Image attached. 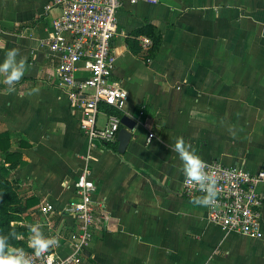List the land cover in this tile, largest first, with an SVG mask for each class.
Returning a JSON list of instances; mask_svg holds the SVG:
<instances>
[{
    "label": "crops",
    "instance_id": "0c3cea01",
    "mask_svg": "<svg viewBox=\"0 0 264 264\" xmlns=\"http://www.w3.org/2000/svg\"><path fill=\"white\" fill-rule=\"evenodd\" d=\"M47 2L0 0V59L17 47L29 65L14 91L0 83V133H10V149L21 154L10 172L29 200L21 207L26 225L40 223L58 238L52 250L69 254L73 180L86 165L98 222L83 264H264V203L260 239L210 223L207 206L183 193L173 150L183 137L204 160L264 170V0L121 1L111 78L127 91L122 114L136 120L122 153L117 136L90 142L80 131L57 57L43 45L59 15L45 10ZM155 35L158 46L145 60L139 39ZM88 73L79 62L76 77ZM107 114L101 108L100 127ZM256 189L264 195V181ZM44 203L53 212L42 213Z\"/></svg>",
    "mask_w": 264,
    "mask_h": 264
},
{
    "label": "built area",
    "instance_id": "2783aa9c",
    "mask_svg": "<svg viewBox=\"0 0 264 264\" xmlns=\"http://www.w3.org/2000/svg\"><path fill=\"white\" fill-rule=\"evenodd\" d=\"M121 1L48 0L45 6V10L58 8L59 15L53 20L51 34L43 45L57 57L56 73L66 89L70 107L81 113L79 128L90 142L115 141L121 127L120 116L108 113L106 123L100 127L97 115L101 111V104L123 111L127 100V91L111 78L115 56L110 41L116 33V12ZM125 1L135 3L140 0ZM139 43L144 50L151 40L142 36ZM79 62L89 72L84 78L75 75ZM140 114L143 115V111ZM148 121L145 118L141 123L147 127ZM153 136V132L148 131L147 141ZM204 161L208 165L207 170L217 179L218 192L215 202L207 206L208 221L225 231L262 238L264 195L257 191L256 186L264 181V170L252 171L238 163L226 165L218 160ZM73 187L75 199L70 202L69 210L76 222L69 236L70 253L58 256L50 247L43 255L35 256L33 251L26 250L31 264H83V252L98 222L93 206L95 184L86 165L77 170ZM182 191L186 196L203 194L198 185L188 183L184 175ZM53 210L50 203L40 206L44 214Z\"/></svg>",
    "mask_w": 264,
    "mask_h": 264
},
{
    "label": "clouds",
    "instance_id": "9594fccd",
    "mask_svg": "<svg viewBox=\"0 0 264 264\" xmlns=\"http://www.w3.org/2000/svg\"><path fill=\"white\" fill-rule=\"evenodd\" d=\"M29 65L25 57L21 55L17 47L9 48L0 59V83L7 86L9 92L15 90L19 82L27 73ZM33 92L38 88H33ZM173 150L182 162V171L188 183L198 185L203 193L193 196L192 203L200 206H209L215 202L218 195L217 179L207 169V163L197 153L191 143L186 142L183 137L178 138ZM30 235L28 247L33 250L35 256L46 253L50 247L58 244L55 236H46L42 231L40 223L28 225ZM14 232L0 233V264H31V259L23 247H15L10 244Z\"/></svg>",
    "mask_w": 264,
    "mask_h": 264
},
{
    "label": "trees",
    "instance_id": "16d2710c",
    "mask_svg": "<svg viewBox=\"0 0 264 264\" xmlns=\"http://www.w3.org/2000/svg\"><path fill=\"white\" fill-rule=\"evenodd\" d=\"M151 44L144 50L140 46L145 60L153 57L158 43L159 36L149 38ZM101 108L108 113L121 116L122 112L111 106L101 105ZM10 133L7 131L0 133V233L14 232L10 244L15 247H23L25 250L33 251L28 247V226L25 223L26 215L21 207L28 208V199H23L18 193L17 181L11 176V169L21 162V154L10 149ZM24 146V143H21ZM115 149V146H113ZM17 223V224H15Z\"/></svg>",
    "mask_w": 264,
    "mask_h": 264
},
{
    "label": "water",
    "instance_id": "95a60500",
    "mask_svg": "<svg viewBox=\"0 0 264 264\" xmlns=\"http://www.w3.org/2000/svg\"><path fill=\"white\" fill-rule=\"evenodd\" d=\"M119 122L121 124V127L119 128L117 133V141H118L117 150L118 152L122 153L126 149L128 141L131 137V132L134 130V127L136 125V120L133 119L128 114H122L120 116Z\"/></svg>",
    "mask_w": 264,
    "mask_h": 264
}]
</instances>
